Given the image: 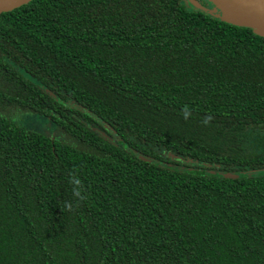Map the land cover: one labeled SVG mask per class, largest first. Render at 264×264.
Here are the masks:
<instances>
[{
  "label": "trees",
  "instance_id": "1",
  "mask_svg": "<svg viewBox=\"0 0 264 264\" xmlns=\"http://www.w3.org/2000/svg\"><path fill=\"white\" fill-rule=\"evenodd\" d=\"M198 3L0 14V264H264V38Z\"/></svg>",
  "mask_w": 264,
  "mask_h": 264
},
{
  "label": "water",
  "instance_id": "2",
  "mask_svg": "<svg viewBox=\"0 0 264 264\" xmlns=\"http://www.w3.org/2000/svg\"><path fill=\"white\" fill-rule=\"evenodd\" d=\"M32 0H0V14L10 12ZM190 6L201 9L199 0H186ZM209 7L207 14L217 19L251 30L255 35L264 38V0H200ZM143 160L155 163V160H149L145 156L137 154ZM160 163V162H156ZM227 179H238L242 173H213Z\"/></svg>",
  "mask_w": 264,
  "mask_h": 264
},
{
  "label": "clouds",
  "instance_id": "3",
  "mask_svg": "<svg viewBox=\"0 0 264 264\" xmlns=\"http://www.w3.org/2000/svg\"><path fill=\"white\" fill-rule=\"evenodd\" d=\"M187 115H188L187 109H185V118H187ZM210 119L211 117L206 118L204 123L207 124ZM74 183L79 185L81 182L79 180H75ZM76 195L79 196V192H76Z\"/></svg>",
  "mask_w": 264,
  "mask_h": 264
},
{
  "label": "rangeland",
  "instance_id": "4",
  "mask_svg": "<svg viewBox=\"0 0 264 264\" xmlns=\"http://www.w3.org/2000/svg\"><path fill=\"white\" fill-rule=\"evenodd\" d=\"M48 126H49L48 123H43V124L40 125L39 128L42 129V130H44V128L45 127H48Z\"/></svg>",
  "mask_w": 264,
  "mask_h": 264
}]
</instances>
